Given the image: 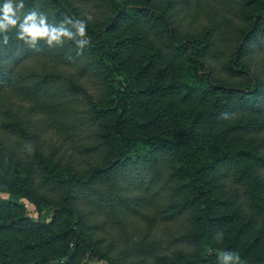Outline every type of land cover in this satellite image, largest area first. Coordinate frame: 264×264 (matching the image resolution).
Listing matches in <instances>:
<instances>
[{
  "label": "trees",
  "instance_id": "obj_1",
  "mask_svg": "<svg viewBox=\"0 0 264 264\" xmlns=\"http://www.w3.org/2000/svg\"><path fill=\"white\" fill-rule=\"evenodd\" d=\"M206 1L208 24L183 33L166 0H24L49 23L93 21L82 55L0 42V94L36 101L0 99V194L52 210L0 196V264H264V0ZM154 30L175 79L155 52L136 61Z\"/></svg>",
  "mask_w": 264,
  "mask_h": 264
},
{
  "label": "clouds",
  "instance_id": "obj_2",
  "mask_svg": "<svg viewBox=\"0 0 264 264\" xmlns=\"http://www.w3.org/2000/svg\"><path fill=\"white\" fill-rule=\"evenodd\" d=\"M24 0H3L0 4V42L9 44V33H15L17 41H23L30 48L39 51L43 41L49 48L63 46L65 41H74L77 45V55H82L84 48L89 44L86 39L89 22L93 17L86 19L73 18L65 15L64 19L56 24L49 23L47 14L36 10L25 12ZM227 118V114H225ZM224 233L217 231L214 234L215 242H222ZM220 264H244L239 253L221 251Z\"/></svg>",
  "mask_w": 264,
  "mask_h": 264
},
{
  "label": "rangeland",
  "instance_id": "obj_3",
  "mask_svg": "<svg viewBox=\"0 0 264 264\" xmlns=\"http://www.w3.org/2000/svg\"><path fill=\"white\" fill-rule=\"evenodd\" d=\"M176 1L180 2L179 0H166V3H171V5H173L175 8H177L179 10L177 17H178V22L181 24L180 29L183 33H186L187 31L194 30V29H202L203 26L208 24L207 10L209 9V7L206 5V3H207L206 0H190L189 5L183 9H181V4L176 3ZM85 10L86 11L90 10V7L86 6ZM194 14H197V19L195 21L192 20L194 18ZM212 16H213V14H212ZM217 17H218V15H217ZM140 28H141V26L131 27V33L136 32ZM159 32L160 31L157 32L156 30H154L152 32H149L148 37L143 38V36H142V38H143V40L141 39L142 44H140L138 46V48L136 49L137 53H139V55L136 58V61L140 62V60L143 58V55L149 54L151 52H155L156 53V55H154L156 57L155 59L158 60L161 58L164 61V63L161 65L159 62L155 63V67L156 68H159L160 66L163 67V66L167 65L166 63H168L171 67V77H173L175 79L179 76V73H178L179 63L178 62L173 63L170 52L166 48V45H165L167 43V41H166L165 37H163V35H161ZM131 63H133V61H131ZM59 64L62 67V72H65L67 74L76 73V76L78 77L75 79L76 81L80 82V81L85 80L79 74V72H78L79 68L78 67L68 66L62 62H60ZM87 90L89 93H94V92L97 93V89H94V84H92L91 82L87 83ZM4 95L7 96L6 102L14 105L17 108H19L21 106L30 107V106H33L34 103L36 102L33 99H27L22 95L14 94L12 92L0 94V99ZM162 103H163V101L161 99H158L155 106H158L159 104H162ZM0 105H1V101H0ZM77 105L78 106L75 107L74 109L83 107L85 105L84 100L83 101H81V99L77 100ZM74 109H71V111ZM3 113H1V115ZM68 113H70V112H68ZM60 138L63 139L61 136L52 135V139L58 140V142H60V140H59ZM71 152L72 151H69L68 154H70ZM78 157H79V154H78ZM0 196L6 200H12L14 202L23 204L26 212L29 213L31 216H34L36 218H40V217H42L44 215H48L52 212V210L46 204L42 205L39 209H37L36 206L33 205L28 199L23 198L17 194H11L8 192H1ZM242 200L244 203L243 208L248 209V207H249L248 201L245 199H242ZM146 225H147L146 219L138 218L136 226L140 230L141 229L145 230ZM132 228H133V226L131 227V229ZM101 233H102V235H105L103 232H101ZM251 261L254 262L255 264H258L257 262H255V259H252ZM95 263L97 264V262H95Z\"/></svg>",
  "mask_w": 264,
  "mask_h": 264
},
{
  "label": "water",
  "instance_id": "obj_4",
  "mask_svg": "<svg viewBox=\"0 0 264 264\" xmlns=\"http://www.w3.org/2000/svg\"><path fill=\"white\" fill-rule=\"evenodd\" d=\"M18 264H21V263H18ZM26 264H31V263H26Z\"/></svg>",
  "mask_w": 264,
  "mask_h": 264
}]
</instances>
